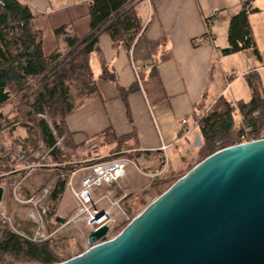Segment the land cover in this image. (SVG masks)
<instances>
[{
  "label": "crops",
  "instance_id": "obj_1",
  "mask_svg": "<svg viewBox=\"0 0 264 264\" xmlns=\"http://www.w3.org/2000/svg\"><path fill=\"white\" fill-rule=\"evenodd\" d=\"M19 1L33 12L34 26L43 33L46 55L60 45L56 28L69 26L79 38L92 32L89 10L92 0ZM245 1H136L134 9L143 26L131 46L115 43L107 30L98 33L97 49L91 54L94 74L99 77L106 68L116 82L99 79L101 96L68 116L74 142L80 148L101 145L110 149L111 154L117 146V137L134 133L127 141L131 148L125 151L138 153L133 166L139 172L130 165L127 175L120 180H128L129 184L141 180L140 173L151 178L149 184L162 173L163 144L169 146L166 152L171 167L187 158L191 149L197 150L202 142L195 121L197 114L211 108L221 97L233 104L249 101L252 97L249 78L254 85L264 88V0L251 1L258 9L249 15L256 49L222 53L228 46L230 19ZM212 10L222 12L214 42L200 43L206 29L205 17ZM131 86L134 89L127 94L126 101L120 88ZM183 119L187 123L183 124ZM195 135L200 141L192 147ZM120 197L128 198L126 192ZM70 204L71 199H62L57 214L69 209Z\"/></svg>",
  "mask_w": 264,
  "mask_h": 264
},
{
  "label": "trees",
  "instance_id": "obj_2",
  "mask_svg": "<svg viewBox=\"0 0 264 264\" xmlns=\"http://www.w3.org/2000/svg\"><path fill=\"white\" fill-rule=\"evenodd\" d=\"M136 1L92 0L89 4L92 32L79 38L69 26L58 27L55 33L60 45L46 55L43 33L34 26V14L30 7L19 0H0V132L7 129L0 140V185L14 175L25 174L26 166L36 160L33 157L35 152L41 148L46 150V161L56 170L57 178L45 213L57 214L72 172L82 166L76 152L68 151L80 148L69 130L68 116L101 96L99 79L116 82L113 73L106 68L99 77L94 74L91 54L97 49L98 33L107 30L115 43L123 42L131 46L143 26L134 9ZM251 1H245L242 9L231 17L228 46L222 49L223 54L256 49L249 15L258 9L252 6ZM249 84L252 88L249 101L233 104L221 97L211 108L195 116L202 142L196 151L197 161L187 171L211 153L235 144L242 132L236 127L234 116L237 111L241 114L242 123L252 128V135L262 137L264 88L254 85L250 78ZM133 89L134 86L120 88L126 101L127 94ZM15 98L20 102L15 107V114H7L13 115L8 117H15L12 126H9L11 122L2 111ZM44 114L51 123L42 116ZM132 136L134 133L117 137V146L111 154L85 164L116 157L136 161L137 152L125 151L131 148L127 141ZM164 165L163 155L160 169ZM167 172L168 169L156 175L150 184V188L157 191L156 197L181 177L174 178L167 185ZM61 241L63 239L57 235L43 242L30 241L5 222L0 226V264H16L21 258L40 264L64 261L69 257L61 258L55 250Z\"/></svg>",
  "mask_w": 264,
  "mask_h": 264
},
{
  "label": "water",
  "instance_id": "obj_3",
  "mask_svg": "<svg viewBox=\"0 0 264 264\" xmlns=\"http://www.w3.org/2000/svg\"><path fill=\"white\" fill-rule=\"evenodd\" d=\"M4 194L0 185V203ZM109 231L89 230L86 250L51 264H264V137L206 156Z\"/></svg>",
  "mask_w": 264,
  "mask_h": 264
},
{
  "label": "rangeland",
  "instance_id": "obj_4",
  "mask_svg": "<svg viewBox=\"0 0 264 264\" xmlns=\"http://www.w3.org/2000/svg\"><path fill=\"white\" fill-rule=\"evenodd\" d=\"M18 102H20L18 98H15L3 108L2 112L4 113V117L11 122L9 126H12V122L15 117H8L13 115L7 114L14 113L16 109L15 107L18 106ZM42 116L49 120L47 114ZM234 118L236 127L240 128L242 123L241 114L236 113ZM49 122L51 123V120H49ZM21 132L24 134L23 130H21ZM3 133H7V129L3 132H0V140L2 138L1 134ZM261 136L264 137V128L261 131ZM199 141V136L195 135L191 144L192 147L197 146ZM109 150L110 149L108 148L104 149V147L101 145L94 147L93 144H90L88 146L79 148L78 151H76V156H78V159H81L79 160L80 163L82 162L81 165H86L85 163L87 161L89 162L95 158L109 155ZM191 150L192 153H189L187 158L179 160L177 165L175 163H177L178 160L175 161V167H171L169 163L167 164L165 169H168V172L165 175V178L168 180L167 185L170 184L174 178L183 176L187 169L197 161V150ZM46 153L47 151L41 148V150L35 152L33 155L34 159L36 160L31 165L26 166L27 169L25 174L14 175L11 178H8V180L2 182V185L5 187V194L3 200L0 203V226L7 222V224H9V226L14 231L16 229L20 232H31L33 221L28 216L30 209L34 208L36 205L40 210L45 211L49 207V197L53 190V185L57 175L56 170L46 161ZM131 165L133 166V163ZM134 168L138 170L136 167ZM82 174V171L78 173V177L76 178L77 184L75 183V186L78 185ZM140 174L143 176L142 179L139 180L140 182L138 181L136 183L129 184L128 180V182L119 181L116 185L104 186L103 188L97 190V199L100 200V198H102L101 204L96 205L97 209L100 210L109 208L111 212L110 215L112 218L109 219L110 223L112 224V228L108 238H112L117 235L138 213H140L145 208V206H147L153 199L156 198L157 191L150 188L149 182L151 178L149 176L146 177L142 173ZM69 182L70 178L64 192V197H62V199L65 201L71 199L69 209H62L61 214L50 215V213H44L48 227H60L57 236L62 238L63 241H61V244L59 243L57 246H54L56 252L61 258H70L83 252L89 247L87 242L89 228L84 219L78 218L77 221H71L66 225H62L64 223H60L55 219L58 215L64 217L66 221L70 220L74 211L76 210V203L72 196ZM45 189H47L46 193H44ZM123 192H126L128 198L126 197V199H122L120 197L121 194H124ZM135 192H137V194H135ZM25 197H32L33 202L22 203L18 199H26ZM128 208H130V211H128ZM16 264L40 263L28 258H21Z\"/></svg>",
  "mask_w": 264,
  "mask_h": 264
},
{
  "label": "built area",
  "instance_id": "obj_5",
  "mask_svg": "<svg viewBox=\"0 0 264 264\" xmlns=\"http://www.w3.org/2000/svg\"><path fill=\"white\" fill-rule=\"evenodd\" d=\"M221 13L222 12L219 10H212L209 14H207V16L205 17L206 29L205 33L199 38L200 43L214 42V31L215 27L221 22ZM236 74L237 72L234 71L233 75ZM182 123H187V120L183 119ZM240 128L242 129V132L239 134L235 144L257 139L252 135L253 130L250 126L241 123ZM168 147L169 146L167 144H163L161 147V149L164 151L165 156V165L163 166V168L165 169L168 164V156L166 152ZM132 163L133 161L127 157H116L82 165L79 169L73 171L70 177L69 186L76 203V210L74 211L71 219L67 220L62 225H66L71 221H77L78 218H82L86 221V224L89 228L88 231L95 227H99L104 223L109 224L111 231L112 224L110 223L109 218L112 217L110 215V209H97L96 205L101 204L102 198H100V200L97 199L96 192L98 189H101L104 186H112L118 184V182L127 175L128 168ZM165 169H163V171ZM81 171L83 173L82 177H80L78 185L75 186L74 184H77V175ZM46 192L47 189L44 190V193ZM18 199L22 203L33 202L32 197L26 199ZM102 213L104 214V219L98 221L96 218L99 216V214ZM107 214H109V217L105 219ZM28 216L33 221L31 232H20L15 229L17 233H19L26 239L33 242H43L57 235L60 227H48V223L44 215V210H40L35 205V207L31 208L28 212Z\"/></svg>",
  "mask_w": 264,
  "mask_h": 264
},
{
  "label": "bare ground",
  "instance_id": "obj_6",
  "mask_svg": "<svg viewBox=\"0 0 264 264\" xmlns=\"http://www.w3.org/2000/svg\"><path fill=\"white\" fill-rule=\"evenodd\" d=\"M45 213V212H44ZM102 216H104V215H102ZM109 217V214H107V216H106V218L105 219H107Z\"/></svg>",
  "mask_w": 264,
  "mask_h": 264
}]
</instances>
